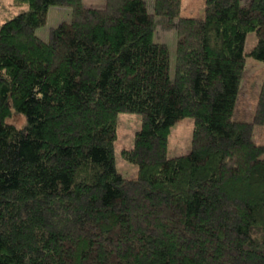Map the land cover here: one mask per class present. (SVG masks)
<instances>
[{"label": "trees", "instance_id": "16d2710c", "mask_svg": "<svg viewBox=\"0 0 264 264\" xmlns=\"http://www.w3.org/2000/svg\"><path fill=\"white\" fill-rule=\"evenodd\" d=\"M13 0L0 25V264H264V77L252 121L234 109L248 53L264 61V0ZM51 5L71 19L49 30ZM156 16L177 19L171 48ZM121 112L142 117L117 167ZM15 113L22 125L9 122ZM194 119L192 149L170 156Z\"/></svg>", "mask_w": 264, "mask_h": 264}, {"label": "rangeland", "instance_id": "374dc122", "mask_svg": "<svg viewBox=\"0 0 264 264\" xmlns=\"http://www.w3.org/2000/svg\"><path fill=\"white\" fill-rule=\"evenodd\" d=\"M84 0L88 6L102 7L106 0ZM154 0H148L150 10L153 11ZM251 0H241L242 4L248 5ZM206 0H183L182 15L192 17H204ZM15 7L13 0H0V25L10 16L27 9ZM71 7L51 5L48 11V19L45 25L38 28L37 33L48 40L49 30L52 26L62 21L71 19ZM154 39L157 42H167L171 48V76L175 74L176 67V44H177V19H169L166 16H156ZM258 42L256 31L248 33L245 43L246 67L241 79L233 117L236 120L252 121L254 119L256 105L259 98L261 84L264 77V61L256 59L248 53ZM9 122L22 125L24 116L15 113ZM142 117L136 112H121L119 115L118 138L116 140V161L118 170L129 178L138 176L139 166L123 157L121 151L124 147H132L137 131L141 128ZM194 119L190 116L182 119L172 127L170 136V156L189 153L192 149ZM254 140L264 144V125H256Z\"/></svg>", "mask_w": 264, "mask_h": 264}, {"label": "crops", "instance_id": "0c3cea01", "mask_svg": "<svg viewBox=\"0 0 264 264\" xmlns=\"http://www.w3.org/2000/svg\"><path fill=\"white\" fill-rule=\"evenodd\" d=\"M91 3H94V4H96L94 0H92V1H91ZM105 3H106V1H105ZM105 3H103V5H105Z\"/></svg>", "mask_w": 264, "mask_h": 264}]
</instances>
